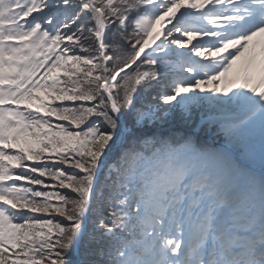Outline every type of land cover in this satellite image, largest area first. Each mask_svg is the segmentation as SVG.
<instances>
[{
	"label": "snow or ice",
	"instance_id": "snow-or-ice-1",
	"mask_svg": "<svg viewBox=\"0 0 264 264\" xmlns=\"http://www.w3.org/2000/svg\"><path fill=\"white\" fill-rule=\"evenodd\" d=\"M0 264H264V0H0Z\"/></svg>",
	"mask_w": 264,
	"mask_h": 264
},
{
	"label": "trees",
	"instance_id": "trees-1",
	"mask_svg": "<svg viewBox=\"0 0 264 264\" xmlns=\"http://www.w3.org/2000/svg\"><path fill=\"white\" fill-rule=\"evenodd\" d=\"M47 182H50V181H47ZM57 190H59V189H57ZM66 194L69 192V190H67V189H64L63 190Z\"/></svg>",
	"mask_w": 264,
	"mask_h": 264
}]
</instances>
